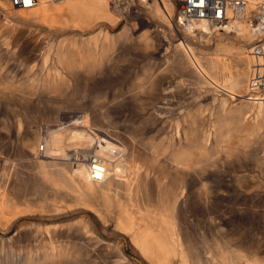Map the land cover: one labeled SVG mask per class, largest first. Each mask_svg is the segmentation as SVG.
Listing matches in <instances>:
<instances>
[{"label": "bare ground", "instance_id": "6f19581e", "mask_svg": "<svg viewBox=\"0 0 264 264\" xmlns=\"http://www.w3.org/2000/svg\"><path fill=\"white\" fill-rule=\"evenodd\" d=\"M133 9L149 20L141 32L132 23L108 30ZM1 15L7 23L0 21V264H138L127 248L144 264H205L185 189L191 172L203 178L210 139L215 150L244 156L264 176V100L245 98L256 40L247 18L264 19V0H247L222 32L203 21L184 24L185 40L196 44H187L190 52L174 37L172 0L125 7L43 0L31 8L0 0ZM162 40L170 49L164 77L156 78L151 55L132 88L92 96L99 81L114 75L101 72L102 65L114 70L128 51L153 53ZM178 75L192 84L174 82L178 93L227 92L212 132L198 108L179 123L173 107L157 102L162 82ZM227 98L238 105L227 107ZM244 122L246 138L223 146L230 127ZM42 124L56 129L43 137ZM167 166L175 170L165 181ZM250 186L258 184L249 180ZM199 195L205 204V192ZM234 241L215 244L211 264H264L252 243L245 252Z\"/></svg>", "mask_w": 264, "mask_h": 264}, {"label": "rangeland", "instance_id": "374dc122", "mask_svg": "<svg viewBox=\"0 0 264 264\" xmlns=\"http://www.w3.org/2000/svg\"><path fill=\"white\" fill-rule=\"evenodd\" d=\"M134 11H136V9H133L129 15L126 14L125 18H123L114 28L108 27V30L111 32H117L125 24L132 23L136 26L135 33L137 34L141 32L143 29L141 23L143 21L146 23L149 20L145 16H137V14H134ZM0 21L2 24L7 23L2 15L0 16ZM233 29L234 26L231 28V31H233ZM173 34L176 39L179 38L180 40L185 41V46L188 50L189 47L187 44L191 47L196 46V44L185 40L183 31L179 32V30L175 28L173 29ZM157 42L156 50L153 53L148 52L145 54L138 49L128 51L125 58L122 59L123 62L118 63L114 70L110 69L112 71L106 68L105 65H102L101 72H113L112 74L114 75L109 74L112 75L109 76V81L105 77V81H99L100 84L97 85V90H94L95 93L92 96L97 98L101 97L102 93L107 91L110 92V90L125 91L126 89L132 88L137 78L141 77V67L148 62V58H150L151 55L154 58L156 78L161 77L163 73L161 70L164 68V60L166 56L169 55L168 50L170 49L168 40H162L160 43ZM25 47L28 48L27 46ZM18 50L23 53V51H25L24 46L19 47ZM116 54L120 53L114 52V55ZM112 57H114L113 54ZM58 71H61L62 73L68 72L67 70ZM77 72H82V70H77ZM96 72H98V70H96ZM33 73L36 72L34 71ZM35 78L34 75L31 76V79L34 81ZM65 78L67 80H73V76H65ZM179 80L183 81L181 83L184 89H192L191 79L186 78L185 76L179 77L178 75L172 77V79L167 78L160 85V90H162V92L157 98V102L173 107L175 109L173 114L178 119L179 123H182V116L186 110L192 112L198 108L199 111H202L206 116V121L203 124L204 128L208 132H212L214 129L215 117L222 106L220 99L226 97L225 94L227 95V92H207L205 91L206 89H202L198 96H194L192 91H187V93L182 94L176 92L177 89H174V82ZM76 86L77 85H74L72 82L69 85V87L72 88H77ZM32 87L42 88V85L36 84ZM81 88L89 89L88 86H82ZM235 105H238L237 99L231 101L227 98V107H234ZM244 123L245 124L230 127L229 136L223 143V146L224 144L226 147L237 146L238 140L246 138V133L249 128L247 123ZM39 126H41L43 137H45L50 129H56V125H50L47 127L42 124ZM180 126L184 127V124H180ZM194 126L198 127V123H195ZM153 133H155V131H153ZM157 136L159 137V135ZM154 140L159 142V138H155ZM213 143L214 138H211L208 147L210 149L208 150L209 153L206 158L208 165L204 171L203 178L199 181L197 180L196 175L191 172L185 189V200L193 206L192 214H196L195 216H197L199 220L200 227H203V229L200 230L201 228L198 227L196 229L197 226L195 225V229L198 230L196 236L198 251L202 252L205 264H211V260L216 251L215 244L222 246L223 242L231 237L235 240L232 243V246H239L244 249L243 251L245 252H248L246 249L247 245L252 243L256 255L262 259L264 258V176L258 168L252 165L249 159L239 154L237 156L235 155L236 153L234 155L232 154L229 156L227 154L225 156L222 151L219 152L213 148ZM224 149L225 147L220 148V150L223 151ZM262 152L260 155L264 154ZM166 168L169 169L167 170L169 174L164 178L165 181H167L170 176H174L173 170H175L168 166ZM249 180L256 182L258 186H250L249 189H246V184ZM200 188H203V192H205V195L203 196L205 204L200 202L199 197H201V195L199 194H203V192L199 193ZM28 225L29 224L20 229H30V226L28 227ZM15 230L17 229H13L11 233L13 234ZM201 235L204 236L203 240L199 237ZM127 252L138 264H144L141 259L130 251L129 248H127Z\"/></svg>", "mask_w": 264, "mask_h": 264}, {"label": "built area", "instance_id": "2783aa9c", "mask_svg": "<svg viewBox=\"0 0 264 264\" xmlns=\"http://www.w3.org/2000/svg\"><path fill=\"white\" fill-rule=\"evenodd\" d=\"M16 7L31 8L43 0H11ZM45 2H60L62 0H44ZM152 0H109L110 5L127 6L130 4L149 3ZM160 1V0H156ZM175 6L176 28L182 32L184 24L193 21H203L215 25L220 32L229 21L243 14L247 0H172ZM250 28L256 36L252 45L251 57L253 63L247 82L245 98L248 100H264V19L254 16L247 18Z\"/></svg>", "mask_w": 264, "mask_h": 264}, {"label": "snow or ice", "instance_id": "6c2138e0", "mask_svg": "<svg viewBox=\"0 0 264 264\" xmlns=\"http://www.w3.org/2000/svg\"><path fill=\"white\" fill-rule=\"evenodd\" d=\"M31 2V0H25V3L27 4V3H30Z\"/></svg>", "mask_w": 264, "mask_h": 264}]
</instances>
